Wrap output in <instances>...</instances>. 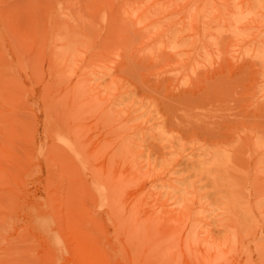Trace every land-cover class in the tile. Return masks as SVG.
<instances>
[{
    "label": "rangeland",
    "instance_id": "1",
    "mask_svg": "<svg viewBox=\"0 0 264 264\" xmlns=\"http://www.w3.org/2000/svg\"><path fill=\"white\" fill-rule=\"evenodd\" d=\"M0 264H264V0H0Z\"/></svg>",
    "mask_w": 264,
    "mask_h": 264
},
{
    "label": "bare ground",
    "instance_id": "2",
    "mask_svg": "<svg viewBox=\"0 0 264 264\" xmlns=\"http://www.w3.org/2000/svg\"><path fill=\"white\" fill-rule=\"evenodd\" d=\"M71 149H72V148H71ZM36 220H37V219H36ZM41 220H42V218H41L40 221H39L41 225H43V224L46 223L45 220H43V222H42ZM37 221H38V220H37ZM41 222H42V223H41ZM37 225H38V223H37ZM36 227H37L36 229H38L39 225L36 226ZM41 227H42V226H41ZM45 227H46V226H45ZM47 227H48V226H47ZM47 227L44 228V229H47ZM39 229H40V228H39ZM39 229H38V230H39ZM42 229H43V227H42ZM40 230H41V229H40ZM47 230H48V229H47ZM41 231H42V230H41ZM44 231H45V230H44ZM48 232H49V231H48ZM48 232H47V233H48ZM40 233L42 234V232H40ZM44 234H45V233H44ZM48 234H49V233H48ZM52 234H54V233H52ZM52 234H51V235H52ZM49 235H50V234H49ZM54 235H56V234H54ZM25 236H27V235H25ZM56 236H57V235H56ZM19 237H20V236H19ZM23 237H24V235H23ZM45 237H48V235L45 236ZM49 237H51V236H49ZM24 238H25V237H24ZM53 238H54V241H56V240H55L56 237L53 236ZM44 239H45V238H44ZM46 239H47V238H46ZM27 240H28V239H27ZM27 240H26V241H27ZM21 241H22V240H21ZM28 241H29V240H28ZM49 241H52V240H49ZM49 241H48V242H49ZM45 242H46V241H45ZM57 243H58V241H57ZM52 244H53V243H52ZM52 244H51L50 246H53ZM54 244H56V242H55ZM31 245H32V244H31ZM50 251H51V250H50ZM52 258H53V257H52ZM48 259H49V258H48ZM59 260H60V259H59ZM54 261H55V260H54Z\"/></svg>",
    "mask_w": 264,
    "mask_h": 264
}]
</instances>
